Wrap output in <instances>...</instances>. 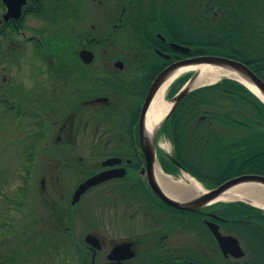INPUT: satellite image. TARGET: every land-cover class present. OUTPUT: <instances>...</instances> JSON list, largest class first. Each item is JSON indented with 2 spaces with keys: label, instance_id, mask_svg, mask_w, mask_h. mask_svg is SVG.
<instances>
[{
  "label": "flooded vegetation",
  "instance_id": "obj_1",
  "mask_svg": "<svg viewBox=\"0 0 264 264\" xmlns=\"http://www.w3.org/2000/svg\"><path fill=\"white\" fill-rule=\"evenodd\" d=\"M23 1L19 16L5 19L8 6L0 0V112L19 116L30 131L17 143L29 161L26 173L39 177L38 188L30 180L21 187L28 189L31 216L16 219L23 238L40 242L27 250L26 263L255 264L253 253L226 257L213 232L218 227L236 237L245 250L236 234L240 221L200 204L198 194H174L189 209L175 208L153 185L162 191L190 188L161 180L186 169L179 156L205 158L210 142L180 132L188 123L172 122L173 115L151 138L146 133L155 98L148 103V97L158 77L179 62L221 56L205 51L206 0H198L197 44L175 38L173 0ZM165 99L172 102V91ZM38 159L42 164L34 173ZM93 178L98 183L74 202ZM201 183L198 188L220 185ZM246 223L251 246L264 240L252 232L259 226ZM113 225L123 233L116 243L108 237V230L118 231ZM121 244H131L134 256L111 260Z\"/></svg>",
  "mask_w": 264,
  "mask_h": 264
},
{
  "label": "trees",
  "instance_id": "obj_2",
  "mask_svg": "<svg viewBox=\"0 0 264 264\" xmlns=\"http://www.w3.org/2000/svg\"><path fill=\"white\" fill-rule=\"evenodd\" d=\"M184 1L188 5L199 2ZM206 4V28L202 31L206 37V53L245 63L264 81V0H206ZM188 5H174V27L180 31L175 29L174 36L188 44H197L201 35L199 27L202 23L198 22L201 10L188 11ZM184 27L188 29L182 31ZM186 80L173 85V94ZM2 113L12 116L8 111ZM171 120L188 123L178 128L186 136L210 139L202 151L205 158L188 160L179 156L183 166L199 180L221 184L247 174L264 176V104L240 83L223 79L191 92L182 100ZM24 126L21 124L18 128H22L18 130L23 131V136L29 135L30 131L27 132ZM195 127V132L190 133ZM28 162H22L21 172L15 170L10 175L19 174L17 188L4 191L1 187L9 186L12 181L9 179V183L4 176L0 178V264H27V250L40 247L39 240L23 238L22 230H19L21 222L16 220L24 217L28 209V189L21 188L29 184ZM217 210L226 219L240 221L241 229L236 234L241 243L248 253H253L255 264H264V240L261 238L251 246L245 237L251 228L247 221L259 226L252 232L264 236L263 212L242 202L223 204Z\"/></svg>",
  "mask_w": 264,
  "mask_h": 264
},
{
  "label": "water",
  "instance_id": "obj_3",
  "mask_svg": "<svg viewBox=\"0 0 264 264\" xmlns=\"http://www.w3.org/2000/svg\"><path fill=\"white\" fill-rule=\"evenodd\" d=\"M5 4L8 6V12L5 15V19H9L10 17H18L21 11V7L24 3L23 0H3ZM214 67V68H224L228 70H232L238 75H240L243 78V81H239L234 78H230L233 80H236L240 82L242 85H244L249 91H251L257 98H259L264 103V81L258 77L247 65L244 63H241L239 61L225 58V57H218V56H201L196 58H191L186 61L179 62L172 67L165 70L157 79L156 83L154 84L153 88L151 89L148 97V103L153 99V96L155 97L157 91L163 86L165 79L167 76L175 69L181 68V67H192L196 70H192V77L188 81V83L182 88V90L178 93V95L173 99V106L170 110V113L168 115H171L175 109L177 108L178 104L190 93L193 91V89H190L188 87V84L191 82V80L196 76V74L199 71H205L202 70L203 67ZM200 69V70H199ZM204 77H209V74H206ZM211 85V84H209ZM251 87H254L257 89V91L260 93L261 97L258 96ZM96 178L91 179L90 181H87L85 184L81 185V187L76 192L74 202H76L80 195L83 194L91 185L97 184ZM153 185L155 186L154 190L157 192L158 195L164 201L178 209L188 210L189 208L185 205H181L180 202L177 200L169 197V195H166L161 188L157 187V183L154 181ZM240 185L245 186H252L253 188H245L249 192H252V196H257L258 198L264 195V176L260 175H246L234 178L232 180L227 181L226 183L220 185L218 188H215L207 193H201L200 194V204L208 205L215 199H217L220 195L223 193L238 187ZM244 192L245 191H241ZM251 194V193H250ZM260 195V196H259ZM264 208V206H262ZM213 232L219 242L220 249L222 250V253L227 256H232L234 258H242L245 253L242 250L239 241L234 238L233 236H223L218 227L213 228ZM91 239H89L90 241ZM134 256V253L131 251V244H121L114 247V249L111 252L110 259L113 261L120 262L124 259L132 258ZM111 264H121V263H111Z\"/></svg>",
  "mask_w": 264,
  "mask_h": 264
},
{
  "label": "bare ground",
  "instance_id": "obj_4",
  "mask_svg": "<svg viewBox=\"0 0 264 264\" xmlns=\"http://www.w3.org/2000/svg\"><path fill=\"white\" fill-rule=\"evenodd\" d=\"M205 71H199L196 76L191 80V82L188 84V87L190 89L198 88L202 85L212 84L215 83L222 78H234L239 81H243V78L235 73L232 70L224 69V68H214V67H203L202 70ZM192 70H196L192 67H181L173 72H171L167 78L165 79V82L163 86L158 91L156 97L154 98L151 107L149 109L147 119H146V133L151 138L152 134L157 130L159 125L162 123L168 112L170 111L172 107V103H169L166 101V94L170 88V86L179 78H181L183 75H185L188 72H191ZM200 70V69H199ZM206 74H209V77H204ZM252 90L261 97L260 93L255 89L254 87H251ZM162 147L165 150H168V146L166 144L162 145ZM184 180L180 181V186H183L186 182H189L190 188H165V189H171L173 191H180V193H199L201 191V188H198L199 184L197 181H195L190 175L184 174L183 177ZM170 180V179H169ZM171 181V180H170ZM161 183L166 186L168 185L167 180H161ZM245 188H253L252 186L248 187L245 185H240L238 187H235L222 195H220L217 199H215L216 202H231V201H237V200H243L250 202L254 205H260L264 206V195L263 197L258 198L257 196H252V192H249ZM187 189V191H186ZM169 190V191H171ZM241 191H245L241 192ZM251 193V194H250Z\"/></svg>",
  "mask_w": 264,
  "mask_h": 264
},
{
  "label": "rangeland",
  "instance_id": "obj_5",
  "mask_svg": "<svg viewBox=\"0 0 264 264\" xmlns=\"http://www.w3.org/2000/svg\"><path fill=\"white\" fill-rule=\"evenodd\" d=\"M192 2V1H191ZM153 3L154 1L149 3V8L151 9L153 7ZM182 6V5H188L186 1L184 0H173V6ZM143 7L146 8L147 5L143 4ZM199 7V3H190L187 7L188 11H192L195 10ZM13 72V71H12ZM223 79V78H222ZM220 81V80H219ZM13 118V119H12ZM16 119V121H15ZM14 121V123H13ZM22 124V120L19 118H16L14 116L8 117L5 116L2 112H0V178H2L4 176V179L7 180L9 182V179L12 181V183L9 184V186H4L1 187L4 191L7 192L8 188H17L18 187V178H19V174H16L17 180L14 182L15 177L10 176L15 170H18L21 172V167H22V162L24 161L23 156H21V152H22V144L20 143L18 144V138H22L24 133L21 130L22 127L18 128V126H21ZM15 126V127H14ZM234 134V133H233ZM169 149L170 152L171 150H173V146L170 145L169 143ZM41 161L35 160V162L33 163V166H31L34 170V173L38 171V169L41 166ZM40 165V166H39ZM38 175L33 176L30 178V181L33 185H36L37 188L39 186V179H38ZM37 188L34 189L35 191L32 193L33 197L32 199L35 200V197H37ZM207 189V188H205ZM33 200V201H34ZM216 204H226V202H219ZM214 204V205H216ZM30 210L31 207H29L27 210H25L24 212V217H30ZM115 228H118L117 232H114L113 230H108V237L112 240V242H119L122 237L123 233L119 235V226L113 225ZM121 227L123 228V226L121 225ZM128 227V226H127ZM80 226L77 228V231H79ZM128 232V231H127Z\"/></svg>",
  "mask_w": 264,
  "mask_h": 264
}]
</instances>
